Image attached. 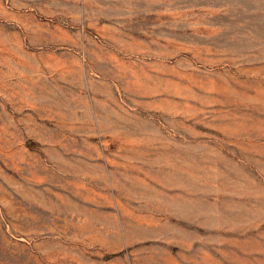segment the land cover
Returning <instances> with one entry per match:
<instances>
[{"label": "rangeland", "instance_id": "374dc122", "mask_svg": "<svg viewBox=\"0 0 264 264\" xmlns=\"http://www.w3.org/2000/svg\"><path fill=\"white\" fill-rule=\"evenodd\" d=\"M0 264H264V0H0Z\"/></svg>", "mask_w": 264, "mask_h": 264}]
</instances>
